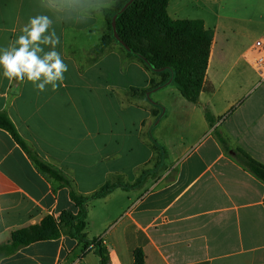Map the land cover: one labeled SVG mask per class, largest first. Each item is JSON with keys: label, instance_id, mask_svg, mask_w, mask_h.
<instances>
[{"label": "crops", "instance_id": "0c3cea01", "mask_svg": "<svg viewBox=\"0 0 264 264\" xmlns=\"http://www.w3.org/2000/svg\"><path fill=\"white\" fill-rule=\"evenodd\" d=\"M117 2L82 22H54L68 66L57 90L38 92L0 69V113L84 197L145 177L140 188L88 203L84 233L103 241L110 264H135L137 249L145 264H264V182L245 157L264 166V53L254 50L264 39V0H169L171 19L200 20L212 38L208 90L197 104L174 84L142 93L161 75L116 41L99 50ZM42 11L39 0H0V48ZM65 211L78 212L70 189L42 176L0 129V245ZM91 254L100 264L91 245L62 236L0 264H89Z\"/></svg>", "mask_w": 264, "mask_h": 264}, {"label": "trees", "instance_id": "16d2710c", "mask_svg": "<svg viewBox=\"0 0 264 264\" xmlns=\"http://www.w3.org/2000/svg\"><path fill=\"white\" fill-rule=\"evenodd\" d=\"M168 3L169 0H118L111 10L106 11L110 32L99 50L107 48L111 41L119 43L114 37L112 26V20L115 18L119 44L125 46L130 56L138 58L149 70L161 75V82L153 83L149 89L141 92L149 94L174 84L185 99L197 104L201 93L208 90L206 72L212 38L200 20L171 19L167 11ZM0 129L12 136L42 176L70 189L71 199L78 208L76 214L65 211L59 219L48 215L39 225L13 232L9 243L0 245V259L37 242L70 236L79 243L91 245V249L100 258V264H110L109 253L103 241L99 239L89 241L84 233L88 203L106 198L118 188L124 190L140 188L145 177L142 176L132 185L120 182L107 183L92 195L84 197L76 191L72 180L39 158L19 135L5 113H0ZM245 157L249 170L264 182V166L247 155ZM134 257L135 264H145L142 249H137Z\"/></svg>", "mask_w": 264, "mask_h": 264}, {"label": "clouds", "instance_id": "9594fccd", "mask_svg": "<svg viewBox=\"0 0 264 264\" xmlns=\"http://www.w3.org/2000/svg\"><path fill=\"white\" fill-rule=\"evenodd\" d=\"M111 6V0H90L86 8L81 0H39L43 11L29 17L21 34L7 47L0 48V69L9 80L30 82L38 92L50 85L55 91L64 82L68 66L57 46L60 38L54 22L75 18L82 22L91 13Z\"/></svg>", "mask_w": 264, "mask_h": 264}, {"label": "built area", "instance_id": "2783aa9c", "mask_svg": "<svg viewBox=\"0 0 264 264\" xmlns=\"http://www.w3.org/2000/svg\"><path fill=\"white\" fill-rule=\"evenodd\" d=\"M254 50L258 52L259 54L264 53V39H260L256 41L254 45Z\"/></svg>", "mask_w": 264, "mask_h": 264}, {"label": "rangeland", "instance_id": "374dc122", "mask_svg": "<svg viewBox=\"0 0 264 264\" xmlns=\"http://www.w3.org/2000/svg\"><path fill=\"white\" fill-rule=\"evenodd\" d=\"M106 26H107V30L109 31V27H108L109 25H108V22L106 23ZM109 32H110V31H109ZM108 35H109V34H108ZM160 175H161V174L159 173V174H157V177H156V175L153 176V177L149 176L147 180H148L149 182H150V180L153 181L154 179L158 178ZM155 177H156V178H155ZM93 257H94V256H92V254H91L90 256L87 257V260H88V263H89V264H94V262H93V260H92Z\"/></svg>", "mask_w": 264, "mask_h": 264}, {"label": "water", "instance_id": "95a60500", "mask_svg": "<svg viewBox=\"0 0 264 264\" xmlns=\"http://www.w3.org/2000/svg\"><path fill=\"white\" fill-rule=\"evenodd\" d=\"M112 26H113L114 37L120 43V38L116 33V20H115V18H113V20H112ZM121 45H122V47H124V49H126L122 43H121Z\"/></svg>", "mask_w": 264, "mask_h": 264}]
</instances>
